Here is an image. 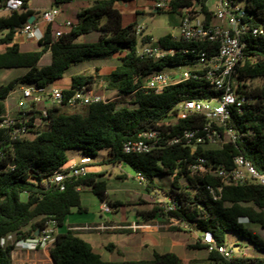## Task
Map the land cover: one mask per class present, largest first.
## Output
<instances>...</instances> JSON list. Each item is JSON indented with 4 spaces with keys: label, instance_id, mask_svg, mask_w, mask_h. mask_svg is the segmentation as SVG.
<instances>
[{
    "label": "trees",
    "instance_id": "obj_1",
    "mask_svg": "<svg viewBox=\"0 0 264 264\" xmlns=\"http://www.w3.org/2000/svg\"><path fill=\"white\" fill-rule=\"evenodd\" d=\"M6 1L0 0V9ZM22 1L24 4L19 12L0 17V35L5 33L0 37V45L6 46L0 53V70L26 71L20 78L0 85V114L4 113L3 101L15 86L46 89L61 79L70 67L90 60L114 58L117 63L107 75H98V68L90 75H72L65 94L70 95L81 88L92 89L96 81H101L105 90L115 93L118 98L75 108L45 107L46 117L42 119L45 124L39 127L32 126L33 120L40 116V112L32 107L27 112V136L13 142L11 148L8 147L6 132L0 130V150L4 153L0 158V240L8 235L13 237V243L33 239L48 221H54L56 228H61L72 209L79 213L85 211L80 199L84 188H90L104 203L106 185L104 181L96 180L97 175L88 173L83 178L64 181L61 191L58 185L51 183V179L54 172L67 163V151H78L80 156L92 159L98 151L106 150L108 156L104 163L128 167L134 175L139 174L143 178L146 192L157 189L163 194L162 206L139 213L143 221L159 218L175 221L187 232L199 234L197 242L189 248L203 252L205 256L188 264H264V241L246 228L256 226L264 230V186H221L215 176L206 174L191 178L187 171L188 165L198 158L214 166L229 168L234 156H242L256 172L264 173V40L251 36L241 38L245 43L243 58L232 76L236 80V93L247 101L239 113L232 111L228 122L237 139L221 146L202 145L192 150L183 143L167 145L165 142L183 130L201 126L203 118L190 116L175 122H166V119L177 104L212 99L219 92L194 80L169 85L158 95L141 90L150 74L176 68L183 64V58L176 55L174 59L153 61L139 57L136 54L138 45L150 43V37L143 36L136 21L124 24L122 14L115 7L117 3L160 0H95L76 14L75 22L69 21V28L57 39H53L54 25L46 27L42 40L38 42L40 49L31 52H21L19 46L12 43L15 32L22 29L32 15L27 10L26 0ZM72 1L51 0L50 8H59ZM210 1L170 0L164 9L180 19L183 9L187 10L195 2L206 22H211ZM234 1L241 5L242 23L250 28L264 24V0ZM156 11L159 13L160 10ZM93 34L96 35L95 40H85ZM80 38L83 39L79 41ZM151 45L175 50L196 46L183 44L170 35ZM198 46L204 49L208 43ZM45 52L49 53V64L38 66ZM254 80H259V84L242 85ZM119 99L126 102L121 103ZM148 130L159 131V147L144 154L122 152L124 142ZM160 176L171 178L168 192L154 184V179ZM207 186L222 187L218 200H212ZM21 194L27 195L25 202L20 201ZM165 205L171 209L165 211ZM170 230L180 229L172 227ZM204 232L211 233L216 246H228L226 235L233 233L251 245L252 255H234L225 259L214 250L208 251L207 246L200 242ZM13 243L0 245V264H11ZM234 246L240 249L239 245ZM110 247L108 245L106 249ZM47 249L54 264H185L174 253H153L149 261H107L71 230L57 233Z\"/></svg>",
    "mask_w": 264,
    "mask_h": 264
},
{
    "label": "built area",
    "instance_id": "obj_2",
    "mask_svg": "<svg viewBox=\"0 0 264 264\" xmlns=\"http://www.w3.org/2000/svg\"><path fill=\"white\" fill-rule=\"evenodd\" d=\"M34 0H26L32 2ZM170 0H160L152 2V8L155 10L165 8ZM215 5L212 10L211 22H206L199 7L192 2V6L186 10L183 9V15L179 19V40L183 44L196 45L178 50L172 48H159L148 45L137 48L136 54L141 58H147L153 61H162L165 59H174L176 55L183 58V64L172 68V72L158 71L150 74L141 86V90L152 92L156 95L161 94L169 85L179 84L188 80L202 82L208 88L218 91L219 95L208 100H192L179 103L169 114L166 122H175L190 116H200L204 123L201 126L189 130L181 131V134L166 140L165 144L174 145L183 143L194 150L197 146H221L226 142H235L237 139L232 127L228 126L232 111L239 113L245 102L244 96L235 91L236 80L232 72L236 65L243 58V49L245 43L241 41L242 36H251L264 40V24L257 28H250L246 23H242L243 13L241 5L234 0H214ZM24 2L22 0H7L1 9L6 12H19ZM60 11L58 8H47L39 12L40 21L46 26L57 25L61 28H69L70 22H58ZM201 17V18H200ZM62 30L53 32V39H57ZM18 34L29 41L39 42L42 36L36 35L35 26L26 23L24 27L18 30ZM208 43L207 48H200L198 45ZM103 95L95 93L92 89L73 91L70 95L65 91L52 89L46 93L45 89L33 86L21 89V97L16 103L17 112L14 115L0 114V130L7 134L8 147L12 143L21 140L27 136L29 129V119L27 112L38 103H45V107H82L99 102H108ZM44 108L36 109L40 116L33 120L32 126L39 127L45 122L42 119L46 117ZM159 131L148 130L136 136L135 139L123 143L122 152L124 154H144L159 147L161 138ZM4 153L0 150V158ZM91 158L81 157L78 162L69 166L58 168L51 179V183L58 185L59 190H63V182L69 179L83 178L89 173ZM10 169V167H9ZM188 175L191 178L201 175H212L218 178L221 186H264V173L255 171L252 165L242 156H234L231 166L226 168L222 165L214 166L205 159L198 158L195 162L188 165ZM135 178L142 183L143 178L136 174ZM213 188L207 186L206 190L212 200L220 198L222 187ZM162 206V205H161ZM164 210H170L171 207L164 206ZM100 210L103 213H109L110 209L104 203H101ZM175 222V221H170ZM177 223V222H175ZM148 225L131 224L122 227L128 230H139L148 228ZM107 229L104 225L85 226L78 228L81 231H103ZM56 236V225L54 221L45 223L41 230H38V236L33 239L20 240L13 243V237L8 235L0 240L3 246L7 242L13 243V249L10 254L18 249L28 253L44 250L53 243ZM200 242L207 246L208 251H216L225 259L234 257L233 247L216 246L210 232H204L200 236Z\"/></svg>",
    "mask_w": 264,
    "mask_h": 264
},
{
    "label": "rangeland",
    "instance_id": "obj_3",
    "mask_svg": "<svg viewBox=\"0 0 264 264\" xmlns=\"http://www.w3.org/2000/svg\"><path fill=\"white\" fill-rule=\"evenodd\" d=\"M81 0L76 1V3L72 4H64L60 5L59 8L65 14V16L72 22L76 20V12L70 10L69 8H75ZM214 0H211L208 3V6L211 10L214 9L215 5ZM37 3L43 4L45 6H49V3L46 0H37ZM119 5H121L119 3ZM143 1H137L136 3H132L128 5L131 13L135 12V9L139 6H142L140 10L137 8L140 14L135 16V21L137 26L139 27V31L142 32L143 36L150 37L151 42L143 45H138V48H142L148 45H151L154 41H157L159 38L170 35L172 38L178 39L179 37V18L176 15L170 14L166 11V9H159V13L152 7H147ZM118 6V4H117ZM132 7V8H130ZM125 7H119L122 12H125ZM5 15V14H4ZM201 18V17H200ZM53 29L65 31V28L58 27L54 25ZM83 38H80L81 41ZM96 39V35H90L85 38L87 41H92ZM117 61L115 59L100 61V60H90L84 61L77 65L70 67L63 76L74 75L78 73H84L87 75L93 74L94 69L98 68V75H104L108 73L114 66ZM174 70H167L166 73L172 72ZM24 72V69H12L10 70L11 77H16L21 75ZM1 76V75H0ZM259 84V80H254L252 82H243L242 85L255 86ZM19 86H16L15 90H18ZM93 91L97 92L98 90L105 91L104 84L101 81H96L92 87ZM104 88V89H103ZM50 87L45 89L46 93L50 90ZM107 92V91H106ZM111 100H116L114 93H107ZM16 95H12L10 97V101H15ZM121 103L123 100L119 99ZM117 101V102H119ZM14 108V107H12ZM107 151L100 150L97 152V155L92 158V162L98 164L104 172V175L99 178L98 181H104L106 185V205L110 209L109 213H103L100 210L101 202L98 200L96 195H94L90 188H84L80 193L81 199V207L85 210L84 212L79 213L77 209H72L70 215L67 217L64 229L67 225H75L74 221L76 218L81 217L82 223H98L100 222L99 216H103L105 219L113 220L114 222L120 223L122 220V216L127 218L129 221H133L138 219V212H149L155 206H161L164 202V196L160 190L153 189L150 192H146L144 189L143 182L140 183L136 178L134 173L128 168L123 167L120 164L112 165L108 163H104L107 159ZM66 157L68 161L77 160L80 157L78 151H67ZM120 177H124L121 179ZM154 184L158 186L160 189L168 192L170 190L171 178L169 176H160L154 179ZM27 199L26 194L20 195V201L25 202ZM117 203V204H116ZM117 205V206H115ZM75 219H71V218ZM159 222H151L150 220L144 221L143 224H149L153 226L159 232L165 230L169 231L172 227H178L180 230L185 229V227L180 226L175 222H167L164 219L159 218ZM247 230L253 235L257 236L258 239L264 241V230L256 227V226H246ZM189 237V241L192 244L197 242L198 236L196 232L190 231L187 235ZM226 241L228 246L236 247L234 245L240 246V253L236 252L234 255L241 256H250L252 255V247L250 244L245 242L244 240L239 239L235 234L228 233L226 235ZM48 248V247H47ZM37 250L36 252H31L25 258L20 257L16 252L10 254L11 264H52L51 259L49 257L48 249ZM198 259V258H197ZM22 262H21V261ZM185 264H188L189 260H183Z\"/></svg>",
    "mask_w": 264,
    "mask_h": 264
},
{
    "label": "crops",
    "instance_id": "obj_4",
    "mask_svg": "<svg viewBox=\"0 0 264 264\" xmlns=\"http://www.w3.org/2000/svg\"><path fill=\"white\" fill-rule=\"evenodd\" d=\"M78 0H73L70 4L76 3ZM95 0H81V2H77L78 5L75 8H69L70 10H67V12H70L71 10L74 9L76 14L81 11L84 8L89 7ZM46 2L49 3V6H45L43 4L37 3V0H34L32 2L27 3V10H30L32 12V15L29 17L28 20H30L29 23L33 24L35 26L36 30V35L37 36H42L44 35V32L46 30V26L40 21L39 18V12L43 9L50 8L51 0H46ZM137 1H132V2H127V3H120L121 5L117 4L115 7L119 10V12L122 14L123 17V23L124 24H129L133 23L135 21V16L136 12L143 8L142 6H139L135 9V12L131 13L130 9L128 8V5H131L132 3H136ZM147 7H152V2L149 1H143ZM144 5V7H145ZM119 7H125L124 10L125 12H122ZM132 8V7H130ZM60 11V15L58 18V22H63V21H70L65 14L62 12L60 8H58ZM9 12L2 11L0 9V17H5L8 15ZM5 14V15H4ZM5 34V33H3ZM3 34L0 35V37L3 36ZM12 43L17 44L19 46V49L21 52H31V51H36L39 50L40 47L38 46V43L35 41H29L23 38L21 35L18 34V31L15 32ZM5 45H0V53L4 52L5 50ZM114 59V58H113ZM50 61V56L48 52H45L39 63L38 66H44L49 64ZM114 68H112L108 73L104 74L107 75L109 74ZM24 72L16 77H11L10 70H0V85L1 84H6L14 79L20 78L25 74ZM69 76H63L61 79L56 80L50 85V89H58L62 91H68L70 87V77ZM18 90L16 91L12 90L6 99L3 101V106H4V114H11L14 115L17 112L16 108V103L21 97V89L26 88L25 86L22 85H17ZM16 87V86H15ZM104 89V88H103ZM93 90V89H92ZM105 90L104 92L101 90H98L97 94L103 95L107 99H110L111 97L107 96V93H110L111 91ZM113 93V92H111ZM12 95H16L15 101L12 100L10 101V97ZM115 95V93H114ZM116 98H118L115 95ZM45 103L40 102L36 106L37 109H41L45 107ZM14 107V108H12ZM79 153V152H78ZM80 156L77 160H71L68 161L65 164V166H69L73 163L78 162V160L81 158ZM64 166V167H65ZM123 166V165H122ZM124 167V166H123ZM104 172L101 167L98 164H95L92 162L91 159V164L89 167V173L97 175V181L101 176L104 175ZM133 173V172H132ZM124 179V177H123ZM106 201L104 202V204ZM140 212H138V219L129 221L127 218L122 216V220L120 223L114 222L113 220H107L103 216H99L100 222L98 223H82L83 220L81 217H78L75 219V217L71 219H75L72 222H76L75 225H67V227L64 229V224L67 219L64 220L63 226L61 228H56V234L57 233H62L66 230H71L75 231L78 233L79 237L82 238L84 241L90 244V246L96 250H98L103 259L107 261H113V262H123V261H141V260H146L149 261L151 260L153 253H174L176 254L182 261L185 259H188L189 261L195 260V259H200L205 256L203 252L200 251H195L191 250L189 246L193 245L189 241V237H187L188 233L186 231V228L183 230L179 231H161L159 232L156 230L153 226H150L149 224H143V220L141 216L139 215ZM160 219H152L150 220L151 222H159ZM149 222V221H148ZM131 224H137V225H148V228L144 229H139V230H128V229H123L122 227H127L130 226ZM104 225L107 229L103 231H81L77 230L78 228H83L85 226H100ZM197 236H199L198 233H196ZM198 240V239H197ZM111 245L109 249H106V246ZM238 248V247H237ZM239 253L240 249L238 248ZM16 253L20 256L25 258L28 256V252L26 251H21L17 250ZM13 258V257H12ZM51 259V258H50ZM21 261V260H20ZM22 262V261H21ZM52 262V261H51Z\"/></svg>",
    "mask_w": 264,
    "mask_h": 264
},
{
    "label": "water",
    "instance_id": "obj_5",
    "mask_svg": "<svg viewBox=\"0 0 264 264\" xmlns=\"http://www.w3.org/2000/svg\"><path fill=\"white\" fill-rule=\"evenodd\" d=\"M28 23L30 22V20H28L27 21ZM35 237H37L38 236V231L35 233V235H34ZM233 252L234 253H236V252H239V250H238V248L237 247H233ZM52 264H54L53 262H52Z\"/></svg>",
    "mask_w": 264,
    "mask_h": 264
}]
</instances>
